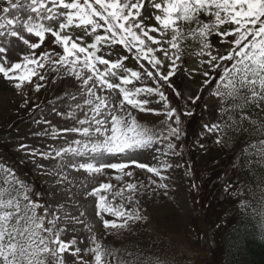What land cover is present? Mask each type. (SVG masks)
Here are the masks:
<instances>
[{
  "label": "snow or ice",
  "instance_id": "obj_1",
  "mask_svg": "<svg viewBox=\"0 0 264 264\" xmlns=\"http://www.w3.org/2000/svg\"><path fill=\"white\" fill-rule=\"evenodd\" d=\"M46 38L48 50H41ZM129 58L137 68L127 67ZM177 78H198L200 90L187 97L192 104L204 91L217 101V118L203 125L201 137L213 135L222 148H235L246 138L237 160L259 175L260 194L253 197L246 188L232 194L241 197V208H253L264 220V0H0V79L20 97V107L27 108L29 93L48 83H73V91L49 101L48 109L70 124L58 127L43 111L32 119L46 125L33 137L58 143L39 148L18 138L15 147L24 157L20 163L50 178L48 189L35 191L0 160V264H164L126 249L125 260L119 249L106 247L84 219L82 201H94L107 237L148 219L139 194L169 196L170 177L162 170L173 165L158 160L157 145L166 142L163 155L182 157L181 114L193 115L190 109L178 111L166 94L184 99ZM134 111L162 115L164 127L141 123ZM145 152L157 164L141 162ZM108 170L122 182L118 189ZM137 170L150 174L147 182L137 178ZM101 176L109 182L97 183ZM224 191L232 185L225 184ZM116 197L118 205L112 202ZM81 232L89 235L78 238ZM85 240L92 246L82 248Z\"/></svg>",
  "mask_w": 264,
  "mask_h": 264
},
{
  "label": "rangeland",
  "instance_id": "obj_2",
  "mask_svg": "<svg viewBox=\"0 0 264 264\" xmlns=\"http://www.w3.org/2000/svg\"><path fill=\"white\" fill-rule=\"evenodd\" d=\"M76 34L79 35L80 33L77 32ZM48 43L49 41L46 38L45 45L41 46V50H48L46 47ZM22 47L23 46H21V48ZM56 50L62 52L58 47ZM112 58L115 57L113 56ZM12 59L14 62L18 60L19 54L13 56ZM193 61L194 58H190L187 66L191 67ZM126 65L134 69L138 67L136 62L131 58L128 59ZM143 83L151 86L150 81H143ZM177 83L183 88L184 99H178L171 92H167L166 94L169 95L172 106L176 107L178 111L182 113L184 110L190 109L193 115L184 116L181 114V128L183 134L177 143L183 147H178L177 151L183 153L182 157L170 154L163 155L162 153L167 151L165 146L166 142L157 145V147L161 149V154H157L158 160L160 162L166 161L173 165L170 169L162 170L165 175L170 177L168 181V183H170L169 196H153L149 193L147 197H145L143 193L139 194V207L148 219L136 222V224L132 226V231L117 230L112 235L106 237L102 223H100L99 218L95 216L94 201L91 199L82 201V203L87 204L86 217H84V219L93 226L97 239L106 247L119 249L118 255L122 256L125 260L130 259L125 252L126 249L128 252L140 255L141 260L148 259L155 262L156 258H159L161 261H164V264H222L219 247L217 248L215 237L212 235L213 229L209 226L205 229L202 227V207L199 204L200 202L198 203V199L196 198L195 200L190 195V185L193 182L195 183L196 179L194 178V174L196 176L198 171L193 161L194 157L196 158L197 165H205L207 161H209V165H211L213 161L212 165L222 160L227 162V157L224 156L217 160L220 156L218 150L209 152L210 149H203L205 155H200V152H197L200 149V143L206 146L213 143V135L209 134L201 137L200 133L204 131L203 125L205 123L210 124L216 120L218 114L217 101L210 96L209 91H204L201 99L195 104L188 101L187 97L189 95H195L200 90L198 78L196 80L185 79L183 81L177 78ZM71 91H73V83L70 79H65L63 81L57 80L54 84L48 83L40 92L31 91L29 93V98L31 100L30 105L27 108H21L20 105L22 101L20 97L15 94L14 90L9 85L0 79V160L6 162L7 155L13 157V161L10 160L11 165L15 168L18 167L23 169L24 173H32L33 178L43 187V191L48 189L52 181L47 176H40L31 163H24L25 165L23 166L25 168L17 166L18 158L20 157V160H22L24 157L21 153L15 151V147L18 143V138H22L25 143L39 148H45L49 144H57L58 141L51 140L48 137H33V132L41 131L46 125H34L32 119H40L41 111H43L45 118L52 120L58 127L70 124V121L65 122L59 117L50 115L48 109L49 101L57 103V97H62L65 92ZM37 104L40 105L39 109L32 108V105ZM205 104L208 105L207 108L204 107ZM152 107L160 108L162 105L153 103ZM133 114L137 116V119L141 123L149 127H164L160 123L164 119L162 115L157 116L151 113H138L135 111ZM14 122L15 126L11 128L10 123ZM195 148L197 150H195ZM198 155H200L201 159L198 158ZM211 158L215 160H211ZM138 159L141 162L149 164H157L158 162L157 159H153V154L150 152L139 155ZM177 164H182L184 167L177 168L175 167ZM189 169L191 170V174L186 175ZM17 173L20 175L18 171ZM114 175V170H108V177H113L111 183L118 189L122 182L116 181ZM148 175L150 174L144 171H136V176L139 180L147 182ZM108 177H99L97 183L109 182ZM207 188L209 190L214 189L210 182ZM207 188L204 193H202V197L204 198H207V196H209V198L211 197V195L206 194ZM193 195L197 197L198 194L195 195L194 192ZM108 198L110 200L112 199L111 194H109ZM112 202L114 205H118L122 201L120 197H116ZM125 206L126 208L133 207L132 204L127 203ZM103 215L108 219H116L108 213H104ZM88 235L87 232H81L78 238ZM80 246L83 248L92 245L88 240H85L84 244ZM211 252L212 258L210 259V255H206ZM86 258L90 259V257Z\"/></svg>",
  "mask_w": 264,
  "mask_h": 264
},
{
  "label": "trees",
  "instance_id": "obj_3",
  "mask_svg": "<svg viewBox=\"0 0 264 264\" xmlns=\"http://www.w3.org/2000/svg\"><path fill=\"white\" fill-rule=\"evenodd\" d=\"M14 126L15 122L10 125L11 128ZM244 139L246 138H241L235 148L232 146L222 148L214 143L206 146L207 149H210L209 152L212 150L220 152L217 160L224 156L227 157V162L222 160L212 165L213 161L209 165V161H207L205 165H197L196 158H193L197 170L200 169V171H197L196 176L194 174L198 188L195 190L191 188L190 195L195 200L197 198L202 207V227L205 229L209 226L213 229L212 235L215 237L217 248L219 247L222 264H264V239H261L264 234V220L250 207L241 208V198L232 194L237 188H246V191L253 197H259L260 194L257 188L259 175L255 171L240 166V162L237 160L239 148ZM195 150L197 149L195 148ZM197 152H200V155H205L201 148ZM200 155H198L199 159H201ZM10 160L13 161V157L7 155L6 163L11 165ZM211 160L215 159L211 158ZM20 161L19 157L16 165L24 167L25 164ZM234 163L237 165L235 168L233 167ZM16 170L23 179L34 185L35 191H43V187L33 178L32 173H24L23 169L18 167ZM209 182L214 189L207 188ZM225 184H231L232 191H224ZM206 188V194L211 195L210 198L209 196L202 197ZM194 192L195 195L198 194L197 197H194ZM209 255L211 259L212 252L206 256Z\"/></svg>",
  "mask_w": 264,
  "mask_h": 264
}]
</instances>
